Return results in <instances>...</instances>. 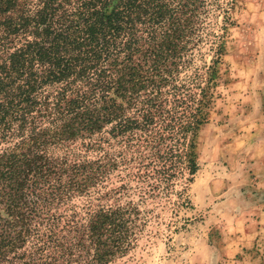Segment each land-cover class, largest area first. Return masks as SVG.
<instances>
[{
	"label": "trees",
	"instance_id": "trees-1",
	"mask_svg": "<svg viewBox=\"0 0 264 264\" xmlns=\"http://www.w3.org/2000/svg\"><path fill=\"white\" fill-rule=\"evenodd\" d=\"M220 1L0 0V264H114L149 200L183 204L226 46L194 68L199 30L213 6L235 25Z\"/></svg>",
	"mask_w": 264,
	"mask_h": 264
},
{
	"label": "rangeland",
	"instance_id": "rangeland-1",
	"mask_svg": "<svg viewBox=\"0 0 264 264\" xmlns=\"http://www.w3.org/2000/svg\"><path fill=\"white\" fill-rule=\"evenodd\" d=\"M228 1L221 0L220 3L225 8L230 6ZM221 12L213 6L206 15L193 57V67L204 69L205 62L211 60L210 48L215 39L224 34L225 54L219 64L211 103L207 108L209 122L201 126L197 136L200 169L182 198L183 204H178L179 197L173 194L169 201L156 198L144 205L145 209L152 210L151 220L137 246L114 264H204L208 261L209 252L222 260L217 238L220 228L216 226L220 215L212 211L220 198L209 192L210 185L216 192L217 182L213 177L210 181L207 179L211 171L225 169L226 157L232 152V146L227 143L232 141L234 130L241 126L240 121L252 115L248 112L249 105L256 99L252 78L256 71L264 72V0H236L231 12L235 25L227 30L220 28ZM71 149L72 155L80 152L78 143ZM67 151L61 148L53 150L59 155ZM85 155L84 158L89 159L98 157L95 153ZM84 202H75L78 209ZM260 254L250 260L251 264H264V253Z\"/></svg>",
	"mask_w": 264,
	"mask_h": 264
},
{
	"label": "crops",
	"instance_id": "crops-1",
	"mask_svg": "<svg viewBox=\"0 0 264 264\" xmlns=\"http://www.w3.org/2000/svg\"><path fill=\"white\" fill-rule=\"evenodd\" d=\"M254 74L256 99L248 107L252 115L240 121L227 143L232 152L225 169L211 171L207 179L217 182L216 192L211 185L209 192L220 198L212 211L220 215L216 226L222 260L209 252L204 264H251L264 253V72Z\"/></svg>",
	"mask_w": 264,
	"mask_h": 264
}]
</instances>
